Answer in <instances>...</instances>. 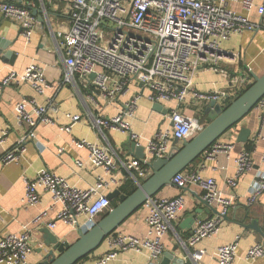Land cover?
Segmentation results:
<instances>
[{"label": "built area", "instance_id": "obj_1", "mask_svg": "<svg viewBox=\"0 0 264 264\" xmlns=\"http://www.w3.org/2000/svg\"><path fill=\"white\" fill-rule=\"evenodd\" d=\"M66 1L70 5V27L59 30L57 35L66 64V72L61 81L81 83L84 86L93 84L96 96L109 102L128 94L133 86L137 88L136 93L121 106L117 114H87L91 125L100 134L104 135V129L123 131L140 145L141 136L133 131L130 119L145 95L152 103L176 101L181 105L193 93L198 99L207 102L214 100L226 107L254 82L253 70L249 65L240 72H230L220 67L219 61L231 56L223 52V43L232 36L245 31L264 30V3L257 5L254 0ZM231 1L239 2L248 13L256 11L258 19L252 20L248 15L231 9ZM0 11L6 18L20 20L22 34L30 41L36 24L32 10L17 2L0 1ZM106 29L113 32H106ZM201 69L221 72L227 80V87L206 93L197 92L194 79ZM92 73L95 74L94 79H91ZM24 82L31 83L39 94H44L53 85L44 69L32 63L24 72L13 71L0 79V91L10 84ZM256 109L264 123V96L257 103ZM57 111L58 107L52 100L46 105L40 104L33 97L20 100L15 105V112L17 122L25 125L26 131L12 149L0 156V161L4 164L18 161L29 143L37 139V127L40 124L55 123L52 113ZM65 117L68 123L63 130L68 133L74 124L83 120L79 113L67 112ZM170 120L169 127L159 130L148 140L144 158L120 160V166L129 171L137 182L151 174L150 163L153 159L168 156L174 139L181 142L190 140L205 126L200 117L187 115L178 108L171 112ZM72 143L77 148L88 149L90 162L102 167L106 174L118 168L117 154L111 146L86 139H73ZM211 148L207 151L208 156L225 154L229 157L233 147L216 144ZM76 163L83 166L81 160ZM236 165V174L226 178V186L232 189L237 187L245 173L254 169L251 153L241 152L236 158ZM25 183L23 206L39 204L40 190H46L52 197L51 209L61 206L56 218L76 229L81 227L83 218L95 224L111 207L107 195L100 193L106 183L103 176L98 177L95 186L80 189L72 186L65 177L45 169L33 179L26 178ZM172 184L181 189L192 184L198 185L204 192L206 204L216 210L211 218L196 221L185 244L195 247L204 238L218 234L235 204V194L219 188L214 178L203 176L198 169L186 168L173 177ZM262 193L264 170H259L251 184L248 204L256 203ZM146 206L147 234L135 236L115 231L106 238L108 251L91 264H107L126 250L148 251L150 264H154L164 254L163 239L174 228L185 209V197L181 194L172 198L152 197ZM47 215L48 210H44L32 224H41ZM55 225V221L48 224L51 228ZM33 238L29 225H25L20 233L0 237V264H29L30 255L34 251ZM238 242L239 236L232 243L218 247L216 257L219 264H233ZM200 255V251L193 253L194 258ZM263 255L264 245L254 243L247 249L245 259L249 264H254ZM78 264H84V261Z\"/></svg>", "mask_w": 264, "mask_h": 264}, {"label": "crops", "instance_id": "obj_2", "mask_svg": "<svg viewBox=\"0 0 264 264\" xmlns=\"http://www.w3.org/2000/svg\"><path fill=\"white\" fill-rule=\"evenodd\" d=\"M0 1L17 2L28 6L36 17L32 37L30 41H27L22 34L21 21L6 18L0 11V36L11 42L9 49L15 53L13 63L6 62L0 57V79L13 71L22 73L30 64L36 63L44 69L46 77L53 81L52 87L46 89L44 94L37 93L28 82L10 84L0 91V156L6 150L12 149L26 131V126L17 122L15 112V105L20 100L33 97L43 105L52 100L58 107V111L52 113L55 123L40 124L37 127V139L29 143L18 161L7 164L0 161V237L11 233H20L25 225H29L34 237L32 241L34 251L30 255L29 264H39L43 261L47 250L44 246L42 228H49L60 241L74 243L79 238L80 229L87 231L94 223H89L83 218L81 227L76 229L59 221L56 216L61 206L58 205L51 209V194L43 189L40 190L41 202L39 204L32 207L23 206L22 198L26 190L25 179H33L39 172L48 169L65 177L72 186L80 189H89L95 186L98 177L103 176L106 183L100 193L105 195L116 189H120L123 193H126V190L136 189L138 182L119 163L120 160L126 161L138 157L125 148L130 139L129 134L107 129H104V135L100 134L91 125L87 114L89 112L104 116L117 114L121 106L136 93L137 88L133 86L128 94L109 102L96 96L93 84L84 86L81 83L61 81L66 72V64L63 51L59 49L57 35L59 30H66L70 27V5L66 0ZM254 2L259 5L264 3V0H254ZM229 7L238 13L248 15L252 20L258 19L256 11L248 13L239 2L231 1ZM223 49L234 53V57L228 56L229 59L220 60V67L230 72H240L249 65L253 70V77L264 74V30L236 34L223 43ZM194 81L195 90L201 93L222 89L228 85L221 72L211 69L199 70ZM91 97H94V100ZM206 102L198 99L193 93L181 105L176 101L152 103L145 95L140 99L136 112L130 119L132 129L141 136L140 143L146 146L148 140L159 130L170 126V114L176 108L187 115L200 117L206 125L211 121L205 113ZM67 112L79 113L83 116V120L74 124L70 133L63 130V127L68 123V119L65 117ZM241 127L251 129L248 142L237 141ZM73 139H86L93 143L111 146L117 154L118 168L112 173L106 174L102 167L94 166L90 162L88 149L77 148L73 145ZM216 144L231 145L233 148L229 157L225 154L208 156L211 148L188 168L198 169L203 176L214 178L219 188L236 196L235 204L223 221L218 234L204 238L195 247H188L184 242L192 232L196 221L209 219L216 212L214 208L203 202L204 192L198 185L192 184L181 189L171 184L164 187L156 196L172 198L181 194L185 197V209L179 220L175 222L174 228L163 239L164 253H173L175 258L183 260V264H219L216 257L218 247L232 243L238 236L237 254L233 264H249L245 259L247 249L254 243L264 245V236L259 231V228H262L264 232V193L258 197L256 203L248 204L251 184L255 180L256 173L259 170H264V123L260 119L259 110L253 109L239 126L225 133L213 146ZM249 147H251L250 150ZM61 149L63 150L61 151ZM243 151L251 153L254 169L245 173L239 179L237 187L232 189L226 186V178L236 174V158ZM77 160H81L83 166H78ZM117 200L120 203V200ZM115 201H111L109 210L113 208ZM44 210H48V215L41 224H32V221ZM147 214L148 207L145 204L131 215L117 231L135 236L146 235L148 231ZM189 217H194L195 222L191 228L182 229L180 224ZM53 221L56 222V225L51 228L48 224ZM108 249L109 246L105 240L96 251L83 260L84 264H91L96 258L105 254ZM197 251H200L201 255L194 258L193 253ZM163 258L164 254L154 264H160ZM150 263L151 258L148 251L126 250L120 252L115 260L107 264ZM254 264H264V255L258 258Z\"/></svg>", "mask_w": 264, "mask_h": 264}, {"label": "water", "instance_id": "obj_3", "mask_svg": "<svg viewBox=\"0 0 264 264\" xmlns=\"http://www.w3.org/2000/svg\"><path fill=\"white\" fill-rule=\"evenodd\" d=\"M10 45V41L0 36V57L6 62L13 63L15 53L9 49ZM223 52L234 56V53ZM94 77L95 74L92 73L91 79ZM263 96L264 74L255 75L252 85L226 107L214 100L206 102L205 113L211 121L190 140L181 142L177 138L174 139L168 156L152 160L151 174L143 181H139L138 187L131 194L123 193L120 189L110 192L107 195L109 200L119 199L120 203L110 209L89 230L80 229L77 241L74 243L60 241L49 228H42L44 246L47 250L43 261L39 264H77L84 260L149 199L156 197L164 187L171 185L176 174L188 168L206 153L225 133L239 126L243 119L256 108ZM250 136L251 129L241 127L237 141L248 142ZM125 148L138 157H145V146L137 145V142L131 139L127 141ZM203 202L206 203L204 200ZM194 222L195 218L189 217L180 224V227L182 229L191 228ZM259 231L264 236L262 228H259ZM160 264H183V260L175 258L171 252H165Z\"/></svg>", "mask_w": 264, "mask_h": 264}, {"label": "trees", "instance_id": "obj_4", "mask_svg": "<svg viewBox=\"0 0 264 264\" xmlns=\"http://www.w3.org/2000/svg\"><path fill=\"white\" fill-rule=\"evenodd\" d=\"M252 85V84H251ZM251 85H249V87L251 86ZM244 93V92H243ZM251 149V147H249V150ZM194 163V162H193ZM135 190V188L134 189H131V190H126V194H131L133 191ZM118 204V200H116L115 202H113V207H115L116 205ZM107 213H105V214H103L102 216H101V218L103 217V216H105ZM87 258V257H86ZM78 264V263H77Z\"/></svg>", "mask_w": 264, "mask_h": 264}, {"label": "rangeland", "instance_id": "obj_5", "mask_svg": "<svg viewBox=\"0 0 264 264\" xmlns=\"http://www.w3.org/2000/svg\"><path fill=\"white\" fill-rule=\"evenodd\" d=\"M106 32L112 33L113 31L110 29H106ZM204 124V123H203Z\"/></svg>", "mask_w": 264, "mask_h": 264}]
</instances>
